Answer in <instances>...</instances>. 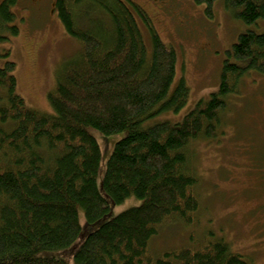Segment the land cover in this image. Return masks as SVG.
<instances>
[{"label": "trees", "instance_id": "16d2710c", "mask_svg": "<svg viewBox=\"0 0 264 264\" xmlns=\"http://www.w3.org/2000/svg\"><path fill=\"white\" fill-rule=\"evenodd\" d=\"M199 1L211 14L214 0ZM14 3L0 2V44L19 33ZM226 3L243 23L261 26L264 0ZM55 9L80 43L49 94L55 113L31 107L19 93L14 60L0 66V264H253L222 238L159 255L149 245L167 221L193 222L199 200L190 144L215 137L230 96L253 74L264 75V26L239 34L208 99L179 121L147 125L189 100L184 79L172 90L175 47L136 2L56 0ZM134 9L151 30L152 53ZM90 128L127 132L114 145L101 187L102 150ZM132 195L142 204L105 219Z\"/></svg>", "mask_w": 264, "mask_h": 264}, {"label": "rangeland", "instance_id": "374dc122", "mask_svg": "<svg viewBox=\"0 0 264 264\" xmlns=\"http://www.w3.org/2000/svg\"><path fill=\"white\" fill-rule=\"evenodd\" d=\"M126 1L139 4L161 38L175 47L177 72L172 90L181 79L190 87L189 100L181 110L150 119L147 125L164 119L179 121L198 101L208 99L219 88L226 51L239 34L249 28L262 30L264 26V20L256 28L237 19L226 0H214L211 14L206 1ZM55 2L15 0L12 9L19 33L0 44V66L6 59L17 63L19 93L31 107L46 113H55L49 94L56 87L59 70L80 48L60 20ZM134 11L152 53L151 30ZM6 50L10 51L7 57ZM253 76L239 93L230 96L218 134L190 144L191 168L198 178L195 191L199 208L190 225L176 219L161 225L149 245L152 254L187 246L202 247L210 239L222 238L248 261L264 264V171H246L248 155L253 157L256 147L264 144V75ZM90 132L102 150L97 178L101 187L114 145L127 132L107 135L95 128H90ZM247 146H251L248 153ZM142 202L135 195L129 196L113 205L105 219Z\"/></svg>", "mask_w": 264, "mask_h": 264}, {"label": "flooded vegetation", "instance_id": "af4514ba", "mask_svg": "<svg viewBox=\"0 0 264 264\" xmlns=\"http://www.w3.org/2000/svg\"><path fill=\"white\" fill-rule=\"evenodd\" d=\"M251 145V144H248ZM248 149H246V153H248L251 150V146H247ZM249 158L247 159V173H254V172H262L264 171V144H260V146H257L255 149V155L252 157L251 155H248Z\"/></svg>", "mask_w": 264, "mask_h": 264}]
</instances>
